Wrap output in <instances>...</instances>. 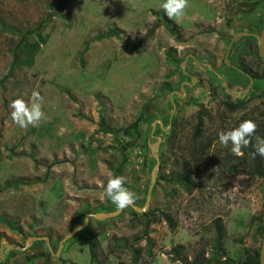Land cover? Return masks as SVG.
Returning <instances> with one entry per match:
<instances>
[{
    "label": "rangeland",
    "instance_id": "374dc122",
    "mask_svg": "<svg viewBox=\"0 0 264 264\" xmlns=\"http://www.w3.org/2000/svg\"><path fill=\"white\" fill-rule=\"evenodd\" d=\"M163 2L0 0V242L49 240V247L28 239L29 249H4L0 264H192L199 254L210 258L217 245L222 262L241 264L260 243L264 158L255 156L260 163L253 166L255 141L238 157L217 136L239 121L241 110L227 114L223 94L200 89L208 106L196 138L200 106L191 96H174L173 118L169 104L170 110L156 107L183 78L177 63L204 41L195 34L202 26L196 21L216 9L207 0H188L184 14L169 19ZM113 28L117 33L100 37ZM26 44L32 46L29 65L22 61L30 55ZM169 47L180 51L175 61ZM34 89L44 97L47 120L22 129L9 105L17 97L28 100ZM256 101L251 97L248 108ZM258 109L264 111L255 107L251 114ZM168 119L174 123L171 138ZM154 154L159 165L150 189ZM231 165L238 172L229 171ZM56 166L63 171L54 172ZM117 175L127 177L125 187L138 207L150 190L146 210L133 214L130 206L94 218L117 210L103 197L108 179ZM86 215V226L57 254L60 240Z\"/></svg>",
    "mask_w": 264,
    "mask_h": 264
},
{
    "label": "flooded vegetation",
    "instance_id": "af4514ba",
    "mask_svg": "<svg viewBox=\"0 0 264 264\" xmlns=\"http://www.w3.org/2000/svg\"><path fill=\"white\" fill-rule=\"evenodd\" d=\"M207 1L213 10H216L212 17L203 21H196V24L202 26L201 29L196 30L195 34L203 37L204 41L192 45V48L187 50L177 63L181 72L180 75L183 78L180 80L178 88L169 90V95H164L158 101L156 107L168 110L169 104L173 112V118L178 107L174 96L178 97L179 100H186L191 96L194 103L200 106L195 112V125L201 122V128L204 123L203 118L207 115L208 105L199 99V94L202 93L200 89L206 90L208 94L221 93L225 96L223 104L227 114L241 110L239 121L236 124H231L228 128H224V131L237 127L245 119H252L258 126L253 135V141H255V136L264 133V121H260L256 117L261 113L260 116L264 118V111L258 109L256 115L251 114L255 107L264 109V60L259 55L258 38L264 30V0ZM173 31L178 40L179 32H176L175 29ZM177 51L176 47H169L166 52L175 61L178 58L177 53H180V51ZM167 83L169 84L165 85L172 84L171 81ZM257 83L262 84L259 90L254 89ZM181 87L184 88L183 91ZM251 97H254L257 101L252 107L248 108ZM171 125V119H168L169 132L172 130ZM152 136L154 135L152 134ZM246 150H249V148L247 147ZM259 163L260 159L253 156L252 165L256 166ZM30 238L32 237L25 239V245L23 246L10 244L7 238H1L3 252L4 249L10 251L11 249H29L30 246H27V242ZM4 239L11 245V248L7 247ZM41 240H44V238H41ZM44 242L49 247V240H44ZM3 255L4 253L2 257ZM2 260L3 258L0 261Z\"/></svg>",
    "mask_w": 264,
    "mask_h": 264
},
{
    "label": "clouds",
    "instance_id": "9594fccd",
    "mask_svg": "<svg viewBox=\"0 0 264 264\" xmlns=\"http://www.w3.org/2000/svg\"><path fill=\"white\" fill-rule=\"evenodd\" d=\"M188 7V0H164L161 5L165 15L169 18L180 17ZM44 97L38 90H33L28 100L23 97H17L10 102V116L12 121L20 128L29 126H39L41 122L47 120L43 110ZM257 124L252 119L243 120L237 127L219 131L217 133L219 142L228 147L234 156H243L242 149L249 147L253 143V135L256 132ZM254 156L264 158V138L255 136ZM53 171L60 173L62 168L56 166ZM127 177L123 175L112 176L104 186L103 197L109 199L119 209H124L134 205L136 195L125 187ZM102 197V198H103ZM179 264V262H177Z\"/></svg>",
    "mask_w": 264,
    "mask_h": 264
},
{
    "label": "trees",
    "instance_id": "16d2710c",
    "mask_svg": "<svg viewBox=\"0 0 264 264\" xmlns=\"http://www.w3.org/2000/svg\"><path fill=\"white\" fill-rule=\"evenodd\" d=\"M113 33L114 34L117 33L116 30H114V28L111 29V30H109L108 34L107 33L106 34H103L100 37H105V36L111 35ZM24 49H27V50L29 49L28 52L30 53V55H28V57L26 59H22V61L26 62L29 65L33 61V53L31 51L32 46H29L28 44H26L25 47H24ZM171 123L174 124L172 121H171ZM200 124H201V122H198V124L194 127V134H193V136L196 137V138H198L200 136V134H201ZM172 135H173V130H171V133L169 134L168 138H171ZM209 145H210V141H208L207 143H205L202 146L203 151ZM246 149L247 148H244V149H242V151L244 153H247ZM230 157H232V156H230ZM226 159L228 160V157ZM240 164H242V163H240ZM229 171H231L232 173L233 172H237L236 165H231L230 168H229ZM185 181H186L187 184L183 183V185L186 187V189L191 190L192 187L194 186L193 183L191 181H189L187 178H185ZM132 212H133V214H137V211H135L133 209H132ZM164 217H165L167 223L173 227L174 224H173L172 218L168 214H164ZM257 234H259L260 237H259L258 240H259V242H261V236H262V234H261V232H259ZM35 241L36 242H40V241H37V240H35ZM41 242H44V241H41ZM217 246H218L217 248H214L213 253H212V256H210V258H205L203 254H199L198 255V258L196 257L194 259V261H193L192 264H204L207 261L214 262V263H217V264H224V263L226 264L227 262H225V260H223V262H222L221 261V258H220V253L219 252H222V251H220L221 245H217ZM93 247H94V245H92L90 248H91L92 252H95V249ZM259 247H260V243L256 246V248L253 250V252L247 256L246 261L245 262H242L241 264H258L259 263V260H258ZM175 251H176V253H179L176 248H175Z\"/></svg>",
    "mask_w": 264,
    "mask_h": 264
},
{
    "label": "water",
    "instance_id": "95a60500",
    "mask_svg": "<svg viewBox=\"0 0 264 264\" xmlns=\"http://www.w3.org/2000/svg\"><path fill=\"white\" fill-rule=\"evenodd\" d=\"M161 25V22H158V24H155L153 26H151L147 31L146 33L142 36V38L140 39L139 43L142 42L144 39H146L148 36L151 35V33L154 31V29ZM259 38V55L261 56V58L264 60V30H263V33L261 36H258ZM181 66H183V64H181ZM181 90L183 91L184 88L181 87ZM161 140V137L158 136V141ZM154 156L157 158V162H156V165L154 166V169L152 170V173H151V178H152V183H151V186H150V189L152 188V185L155 181V170L157 169L158 165H159V161H158V156L156 154H154ZM150 199V190L148 192V195H147V202L145 203L144 206L142 207H138L136 205H132L131 208L137 212H144L146 210V207H147V204H148V200ZM121 211V209L117 208L116 211L114 212H97L95 214H93L94 218L96 219H100V218H108V217H111L115 214H118L119 212ZM87 224V215H86V220L84 223L82 224H79L77 225L76 227H74L69 234H67L66 236H64L60 242H59V246H58V253L60 251V247L62 245V242L65 241L67 238L71 237L73 234H75L76 231L79 230V228L81 227H84L86 226ZM262 236H261V242H260V247H259V255H258V260H259V263L258 264H264V226H263V230H262ZM41 238H44V240H47L48 237L47 236H44V237H32L30 239H41ZM4 242L5 244L7 245L8 248H11V245L4 239ZM49 244V243H48ZM20 249V248H18ZM22 249V248H21ZM20 249V250H21ZM50 251L52 252L51 248H50ZM3 252V243L1 242V252H0V260L2 259V253ZM57 253V254H58Z\"/></svg>",
    "mask_w": 264,
    "mask_h": 264
},
{
    "label": "built area",
    "instance_id": "2783aa9c",
    "mask_svg": "<svg viewBox=\"0 0 264 264\" xmlns=\"http://www.w3.org/2000/svg\"><path fill=\"white\" fill-rule=\"evenodd\" d=\"M209 193H211V192H209Z\"/></svg>",
    "mask_w": 264,
    "mask_h": 264
}]
</instances>
